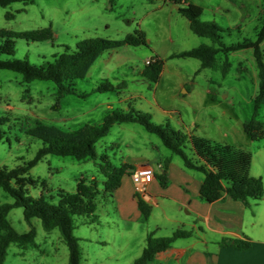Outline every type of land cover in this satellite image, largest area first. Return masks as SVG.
Masks as SVG:
<instances>
[{
    "label": "rangeland",
    "instance_id": "rangeland-1",
    "mask_svg": "<svg viewBox=\"0 0 264 264\" xmlns=\"http://www.w3.org/2000/svg\"><path fill=\"white\" fill-rule=\"evenodd\" d=\"M192 1L203 8L201 21L229 29L223 33L224 44L257 39L264 23V0ZM8 13L13 18L7 17ZM49 26L55 33L54 39L38 42L16 39L14 58H26L42 65L53 61V56L63 53L66 46L75 49L83 38L124 39L139 28L147 31L148 44H128L102 54L87 76L74 81V85L81 92H91L105 81L118 88L93 92L85 98L78 94L60 98L53 81L26 82L20 73L0 69V118H8L0 123V129L5 132L0 142V167L15 168L35 157L43 142L28 130L37 123L70 131L86 124H100L112 110L135 109L150 114L156 123H168L182 131L189 125L196 135L253 152V174L259 170L264 176L261 148L264 137L251 140L244 130V124L253 118L258 92L253 49L219 52L211 68H202L196 58L171 57L173 53L203 44L218 47L210 38L195 34L189 20L171 3L161 10L147 0H36L0 6V28L24 31ZM153 49L165 56V73L157 83L142 74ZM226 61L230 65L224 75ZM256 118L264 123V105ZM226 131L228 137L224 136ZM156 142L162 143L160 137L138 123L115 124L97 143L96 160L49 154L27 173L36 182L28 186L30 194L35 197L44 194L55 201L62 190L76 192L82 178L97 185L98 209L94 221L74 216L73 234L80 239L81 264H133L141 255L148 223L130 219L131 205L123 197L116 200L114 193L104 191L106 178L100 164L105 163V156L121 166L124 161L134 163L130 157H140L139 162L143 163L155 161L165 151L171 154L165 146L163 151L155 148ZM186 152L193 157L189 148ZM175 158L183 163L179 156ZM262 180L264 183V177ZM132 190L126 174L120 193L128 196ZM13 201L0 187V206ZM8 218L20 232L31 228L22 207L12 209ZM31 222L37 231L36 243L11 244L5 264H69V248L60 230L46 231L37 218Z\"/></svg>",
    "mask_w": 264,
    "mask_h": 264
},
{
    "label": "trees",
    "instance_id": "trees-1",
    "mask_svg": "<svg viewBox=\"0 0 264 264\" xmlns=\"http://www.w3.org/2000/svg\"><path fill=\"white\" fill-rule=\"evenodd\" d=\"M36 0H0V6L5 7L15 2L25 4L34 3ZM154 2L155 0H147ZM178 6V11L185 16L190 23L191 30L203 37L210 38L218 43V47L200 45L188 50L173 53L171 57H191L201 61L202 68H211L216 64V56L219 52H233L242 49H253L256 66L258 69V92L254 98L253 118L244 124L246 135L251 140L264 137V123L256 117L262 105H264V23L257 34L256 40L245 39L234 44H224L223 33L229 29L223 28L214 22L200 20L203 8L187 0H168ZM8 13L7 17L13 18ZM55 33L51 26L16 31L0 28V69L11 70L20 73L26 82L34 80L53 81L58 88L60 98L67 94H78L80 97H88L93 92L105 93L114 91L118 87L109 81L99 83L91 92H81L74 85V81L87 76L91 66L108 50L118 49L125 45H147V36L142 29L134 34H128L124 39H110L105 37H87L81 39L75 49L66 46L63 53L54 55V60L37 65L28 59L14 58L16 53V39H25L31 42L54 39ZM152 63L146 65L144 76L157 83L164 69L165 59L154 55ZM229 63H224V75L227 73ZM7 117H1L0 123L7 121ZM138 123L148 132L158 135L164 145L173 153L181 156L187 168L201 170L205 173V180L201 185V197L213 203L224 194H229L236 200L248 204L250 198L259 199L264 196V183L261 178L251 176L253 155L244 148L236 147L228 143L212 141L198 135H188L182 130H176L168 123L161 124L153 121L150 114L135 109L112 110L108 112L102 123L86 124L78 129L66 131L55 125L37 123L28 130V133L43 142L35 157L23 165L15 168L0 167V187L10 194L14 201L0 206V264H5L8 248L11 244L20 246L34 245L37 231L32 225V219L41 221L43 228L50 232L56 228L60 230L63 241L69 248V264H81V249L79 238L74 236V216L87 217L94 221L97 216L98 188L94 183H88L82 178L77 183L76 192L58 193V199L47 198L44 194L37 197L30 194L28 186H34L35 180L26 176L31 168L36 166L49 154L74 157L77 160L98 158L97 143L107 136L115 124ZM5 132L0 129V142ZM189 148L193 157L188 155ZM105 163L100 164V171L105 176L104 191L106 193L117 192L126 174H129V164L117 166L105 156ZM168 162V160L166 161ZM164 182L165 175H159ZM139 206L143 214V220H148L151 215V207L144 200H139ZM22 207L24 217L31 225L27 231H18L9 220L8 215L12 209ZM192 235L191 231L178 229L172 235L156 237L154 232L147 235L146 245L133 264H151L158 255L169 249L178 238H186ZM221 245L234 247L238 250H246L252 247L250 239L224 238Z\"/></svg>",
    "mask_w": 264,
    "mask_h": 264
},
{
    "label": "crops",
    "instance_id": "crops-1",
    "mask_svg": "<svg viewBox=\"0 0 264 264\" xmlns=\"http://www.w3.org/2000/svg\"><path fill=\"white\" fill-rule=\"evenodd\" d=\"M157 2H159L158 5ZM151 3L161 10L171 2L155 0ZM188 3L197 4L192 0H187L185 5ZM174 6L178 10V6ZM141 29L148 37L147 31ZM154 55L165 59V56L155 49L150 57ZM165 66L160 80L165 73ZM193 125H196L195 122ZM186 129L184 132L188 135H196L194 131H191L189 125ZM229 135L228 131L224 132L225 137ZM202 137L208 138L207 136ZM151 142L153 143L152 140ZM162 146H165L163 141L155 143V148L159 151L164 150ZM152 147L154 148V145ZM261 148L264 150V146ZM167 149L171 154L165 151L164 155L155 161L142 163L139 162L140 157H130L134 163L124 161L123 164L131 166L127 175L131 180L133 190L128 196L121 195L120 189L113 194L116 200L123 197L131 205L130 219L148 223L147 235L154 232L156 237H165L172 235L178 229L192 232L190 237L175 240L169 249L158 255L153 264H264V197L250 198L249 203L246 204L226 193L219 200L209 203L200 194L205 173L201 170L187 168L181 156L173 153L169 148ZM252 155L250 174L263 179V172L258 170L255 172L256 174H253L255 162L253 152ZM175 156H179L183 163L178 162ZM167 160L168 162H166ZM144 166L151 167L155 177L147 191L139 193L135 190L131 175L135 170ZM162 174L165 175L166 181L164 182L159 178V175ZM140 199L151 207V215L148 220H143L139 206ZM164 229H166L165 232H163ZM224 238L250 239L252 247L238 250L234 247L223 246L220 242Z\"/></svg>",
    "mask_w": 264,
    "mask_h": 264
},
{
    "label": "built area",
    "instance_id": "built-area-1",
    "mask_svg": "<svg viewBox=\"0 0 264 264\" xmlns=\"http://www.w3.org/2000/svg\"><path fill=\"white\" fill-rule=\"evenodd\" d=\"M152 61V58H149L147 59L146 64L149 65L152 63ZM154 177V171L149 166H144L138 170H135L131 175L135 190L139 193L147 191Z\"/></svg>",
    "mask_w": 264,
    "mask_h": 264
}]
</instances>
